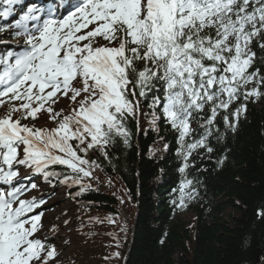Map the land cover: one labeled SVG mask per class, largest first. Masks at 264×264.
<instances>
[{
	"label": "snow or ice",
	"instance_id": "obj_1",
	"mask_svg": "<svg viewBox=\"0 0 264 264\" xmlns=\"http://www.w3.org/2000/svg\"><path fill=\"white\" fill-rule=\"evenodd\" d=\"M17 8L13 27L25 29L26 47L6 52L0 74V97L21 101L0 118V185L8 186L0 187V264H51L55 248L38 235L46 200L21 194L37 187L36 174L80 183L90 172L78 153L108 155L118 140L127 145L129 117L142 102L153 125L162 119L177 133L187 161L193 151H213L221 110L225 128L235 130L230 117L264 94V0H60L47 8L3 0L0 17ZM61 96L78 104L69 115L54 111ZM42 111L55 128L21 123ZM55 165L71 172L50 170ZM20 166L32 175L20 176ZM192 183L181 181L179 206L192 198L194 189L184 192Z\"/></svg>",
	"mask_w": 264,
	"mask_h": 264
},
{
	"label": "trees",
	"instance_id": "obj_2",
	"mask_svg": "<svg viewBox=\"0 0 264 264\" xmlns=\"http://www.w3.org/2000/svg\"><path fill=\"white\" fill-rule=\"evenodd\" d=\"M223 114L209 139L213 151H193L187 161L171 126L151 123L147 101L129 117L127 145L118 140L108 155L89 150L83 166L112 190L83 186L70 198L68 226L80 238L62 264H264V94L230 117L235 130ZM185 179L193 183L184 192L194 189L185 196L194 213L188 221L175 217L187 207L177 203Z\"/></svg>",
	"mask_w": 264,
	"mask_h": 264
},
{
	"label": "rangeland",
	"instance_id": "obj_3",
	"mask_svg": "<svg viewBox=\"0 0 264 264\" xmlns=\"http://www.w3.org/2000/svg\"><path fill=\"white\" fill-rule=\"evenodd\" d=\"M91 27V26H90ZM58 107L65 106V99L61 98ZM47 114H42L41 123H45L47 119ZM32 173V169L30 167L20 166L19 175L20 176H30ZM35 177H33L34 179ZM73 184H63L55 187L45 186L42 187L37 186L35 189L29 188L28 191L21 194V198L31 199L35 196L42 195L46 200V205L41 206L39 211H42L44 215L42 216V225L43 230L38 233V235H48L52 233L53 236L60 240L59 244V254L61 257L58 258L59 264H62L72 253V249L76 246L74 245L79 241L78 237L73 235L67 226H62V223L65 222L66 218L70 214V203L66 198V190L69 187H72ZM0 187H5L4 185H0ZM188 207L184 212L180 211L179 214L175 215L176 218H180L182 220L188 221L193 216L194 213ZM72 240L71 245H65Z\"/></svg>",
	"mask_w": 264,
	"mask_h": 264
}]
</instances>
